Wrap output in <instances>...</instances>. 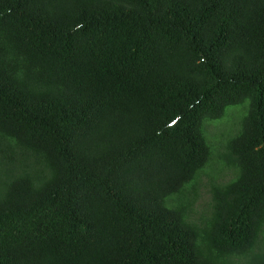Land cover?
<instances>
[{"label": "trees", "instance_id": "trees-1", "mask_svg": "<svg viewBox=\"0 0 264 264\" xmlns=\"http://www.w3.org/2000/svg\"><path fill=\"white\" fill-rule=\"evenodd\" d=\"M0 264H264V0H0Z\"/></svg>", "mask_w": 264, "mask_h": 264}, {"label": "rangeland", "instance_id": "rangeland-1", "mask_svg": "<svg viewBox=\"0 0 264 264\" xmlns=\"http://www.w3.org/2000/svg\"><path fill=\"white\" fill-rule=\"evenodd\" d=\"M227 115L216 121L206 124L207 134L210 142L215 147V161L201 174L198 183L196 198L193 204V218L197 221L207 217L211 212L213 182L224 183L234 177L235 169L228 167L220 160V153L224 151V145L231 134H234L239 126L243 113V108L230 107Z\"/></svg>", "mask_w": 264, "mask_h": 264}]
</instances>
